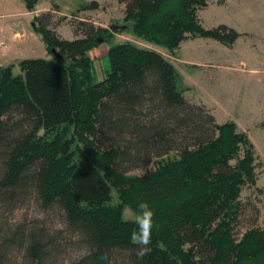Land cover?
I'll return each mask as SVG.
<instances>
[{"label":"trees","instance_id":"obj_1","mask_svg":"<svg viewBox=\"0 0 264 264\" xmlns=\"http://www.w3.org/2000/svg\"><path fill=\"white\" fill-rule=\"evenodd\" d=\"M138 36L173 50L188 36L232 45L240 32L206 28V0H117ZM32 10L37 0H24ZM75 38L53 28L57 3L33 16L54 58H22L19 73L0 65V218L29 201L55 210L64 228L52 232L0 224V264H264V227L241 200L256 183V152L233 120L186 98L174 65L160 52L125 40L78 16ZM101 38V40H100ZM108 42L104 76L89 51ZM151 163L153 167L150 168ZM142 168L137 174L126 173ZM114 187L133 211H154L151 251L136 255L134 220L109 205Z\"/></svg>","mask_w":264,"mask_h":264},{"label":"rangeland","instance_id":"obj_2","mask_svg":"<svg viewBox=\"0 0 264 264\" xmlns=\"http://www.w3.org/2000/svg\"><path fill=\"white\" fill-rule=\"evenodd\" d=\"M90 1L92 0H37L34 7L40 13L49 9L52 3H57L59 10L54 13L52 26L61 37L72 39L76 35L69 19H76L72 17V13L82 5L89 4ZM96 1L97 8L81 10L78 16L89 19L96 25L110 28L113 32L110 44L128 40L138 46L162 53L174 65L177 72V86L185 92L187 99L192 97L194 100L201 99L212 104L217 122L233 120L240 130L246 131L254 144L257 157L255 160L256 183L254 186L243 187L240 197L249 207L256 209L257 224L264 227V74L253 75L248 69L235 67L227 70L223 75L213 77L206 75L205 68L201 66L183 68L179 62V57H235L232 58L233 60L244 58L248 61V66L258 65L263 72L264 0H206L207 5L197 11L200 22L206 28L224 23L240 32L233 46H227L210 37L188 36L173 50L138 36L126 27L123 19V3L117 0ZM0 13H6L0 17L1 26L18 27L24 32L25 44L13 50L15 54L13 58L17 60L32 57L54 58L45 49L41 34L33 29L31 24L33 14L26 8L24 0H0ZM29 33L32 36H28ZM108 45L106 41L101 42L96 50L89 52L98 80L104 76L106 62L103 56ZM216 60H212L211 63L216 64ZM12 71L20 72L17 62ZM212 71L216 70L213 68ZM153 166L151 163L150 168ZM141 172H143L142 168H131L126 173ZM109 205L120 206L122 218L134 220L131 215L134 212L133 209L121 202L114 187L111 188ZM3 221L7 223L5 225L24 228L41 222L49 232L64 228L55 210L43 211L32 201L12 212L3 213L0 224ZM65 252L61 264H67L69 258L75 254V250L70 248Z\"/></svg>","mask_w":264,"mask_h":264},{"label":"crops","instance_id":"obj_3","mask_svg":"<svg viewBox=\"0 0 264 264\" xmlns=\"http://www.w3.org/2000/svg\"><path fill=\"white\" fill-rule=\"evenodd\" d=\"M30 12L33 14V16L37 12L39 13V11L35 7L32 10H30ZM1 15H6V13H0V17H1ZM31 24H32V22H31ZM15 26H17V24H15ZM32 27H33V24H32ZM17 33H19V35H16ZM23 33L24 32L19 30L18 27L17 28H13L11 26L3 27L0 25V37L4 40V45L0 46V65L11 64L12 68H13L14 64L16 62L18 63V61L20 59L18 58L19 60H17V58H13V57H15L13 50H16L17 47L23 46V44H25L26 40L23 38L24 37ZM28 36H32V34L29 33ZM97 46H99V44ZM97 46L93 47L89 52H91L92 50H96ZM227 46H231V45H227ZM232 46H233V44H232ZM107 48H108V46L105 49V54H106ZM21 51H23V50H21ZM47 51L49 52V50H47ZM51 57H52V54H51ZM179 58H178L179 62L181 63L183 68L184 67L185 68H189V67L198 68L199 66H201V67L205 68L206 75H211L213 77H218L219 75H223L227 70L233 69L235 67H237L239 69H248V70L252 71L251 73L253 75H255L257 73L264 74V71L261 72V69L259 68L260 66H258V65L252 64V66H248V61L245 60L244 58L234 59V60L232 58H235V57H217V58L216 57H183V58L179 57ZM213 58L215 60L217 59L215 62L216 64L211 63L212 60H214ZM213 68L216 71L213 72L212 71ZM183 93H185V92H183ZM186 98H188V97L186 96ZM189 100L192 102H195V103H202L205 106L207 105V107H209L211 109L210 111L214 115L215 119H217L216 114L214 113V109H213L214 106L212 104L210 105L209 103L204 102L201 99L194 100V98H192V97ZM248 100H247V102H248Z\"/></svg>","mask_w":264,"mask_h":264},{"label":"clouds","instance_id":"obj_4","mask_svg":"<svg viewBox=\"0 0 264 264\" xmlns=\"http://www.w3.org/2000/svg\"><path fill=\"white\" fill-rule=\"evenodd\" d=\"M135 224L137 225V230H134L131 235V242L136 245V255L138 258H142L147 255L150 251V245L152 242V234L154 227V211L150 207L147 201H141L138 204V210L131 213ZM102 260L108 261L109 257L105 254L101 257Z\"/></svg>","mask_w":264,"mask_h":264},{"label":"water","instance_id":"obj_5","mask_svg":"<svg viewBox=\"0 0 264 264\" xmlns=\"http://www.w3.org/2000/svg\"><path fill=\"white\" fill-rule=\"evenodd\" d=\"M32 24H33V22H32ZM33 25H34V24H33ZM125 25H126V27H128V26H127V23H126ZM109 29H110V28H109ZM110 30H111V29H110ZM111 31H112V30H111ZM100 40H101V38H100ZM49 52L52 54V57H58V56H59L58 52H57L54 48L50 49Z\"/></svg>","mask_w":264,"mask_h":264},{"label":"built area","instance_id":"obj_6","mask_svg":"<svg viewBox=\"0 0 264 264\" xmlns=\"http://www.w3.org/2000/svg\"><path fill=\"white\" fill-rule=\"evenodd\" d=\"M4 45V40L0 37V46Z\"/></svg>","mask_w":264,"mask_h":264}]
</instances>
